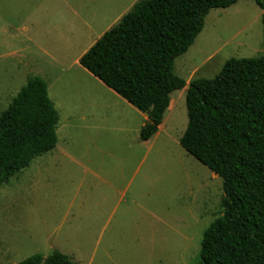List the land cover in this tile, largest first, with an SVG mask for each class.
<instances>
[{
	"label": "rangeland",
	"instance_id": "obj_1",
	"mask_svg": "<svg viewBox=\"0 0 264 264\" xmlns=\"http://www.w3.org/2000/svg\"><path fill=\"white\" fill-rule=\"evenodd\" d=\"M138 0H0V112L42 77L59 121L56 148L0 189V264L57 251L75 264H199L204 230L222 216L221 180L179 145L186 90L231 59L264 57L253 0L212 10L173 65L184 80L161 129L78 64Z\"/></svg>",
	"mask_w": 264,
	"mask_h": 264
},
{
	"label": "trees",
	"instance_id": "obj_2",
	"mask_svg": "<svg viewBox=\"0 0 264 264\" xmlns=\"http://www.w3.org/2000/svg\"><path fill=\"white\" fill-rule=\"evenodd\" d=\"M262 11L264 0H253ZM238 0H138L78 64L145 115L139 140L157 133L174 92L173 65L202 32L212 10ZM180 147L222 183V216L203 232L199 264H264V57L231 59L213 79L189 84ZM58 113L46 82L29 76L0 112V189L57 146ZM19 264H75L60 252Z\"/></svg>",
	"mask_w": 264,
	"mask_h": 264
},
{
	"label": "crops",
	"instance_id": "obj_3",
	"mask_svg": "<svg viewBox=\"0 0 264 264\" xmlns=\"http://www.w3.org/2000/svg\"><path fill=\"white\" fill-rule=\"evenodd\" d=\"M236 5V4H235ZM81 57V56H80ZM80 57L77 59L78 61H79V59H80ZM40 77V76H39ZM41 79H42V77H41ZM45 81V80H44ZM48 89V88H47ZM109 90V89H108ZM110 92H112L111 90H109ZM47 92H48V90H47ZM113 94H115L114 92H112ZM117 96V95H116ZM49 97V96H48ZM169 108V107H168ZM144 116V126L147 124V122H148V119H147V117L145 116V115H143ZM163 122V121H162ZM161 126H162V124L159 126V128H158V131L161 129ZM158 131H157V133H158ZM157 133L154 135V136H156L157 135ZM153 136V137H154ZM150 141V140H149ZM148 142V141H147Z\"/></svg>",
	"mask_w": 264,
	"mask_h": 264
},
{
	"label": "water",
	"instance_id": "obj_4",
	"mask_svg": "<svg viewBox=\"0 0 264 264\" xmlns=\"http://www.w3.org/2000/svg\"><path fill=\"white\" fill-rule=\"evenodd\" d=\"M188 88H189V86H188Z\"/></svg>",
	"mask_w": 264,
	"mask_h": 264
}]
</instances>
